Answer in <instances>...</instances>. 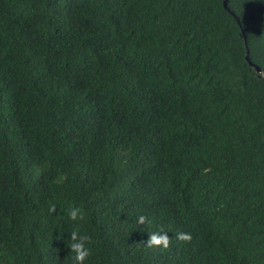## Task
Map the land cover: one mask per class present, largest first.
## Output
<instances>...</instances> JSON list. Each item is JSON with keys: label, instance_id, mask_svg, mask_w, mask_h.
Segmentation results:
<instances>
[{"label": "trees", "instance_id": "16d2710c", "mask_svg": "<svg viewBox=\"0 0 264 264\" xmlns=\"http://www.w3.org/2000/svg\"><path fill=\"white\" fill-rule=\"evenodd\" d=\"M228 7L0 0V264H264V0Z\"/></svg>", "mask_w": 264, "mask_h": 264}, {"label": "clouds", "instance_id": "9594fccd", "mask_svg": "<svg viewBox=\"0 0 264 264\" xmlns=\"http://www.w3.org/2000/svg\"><path fill=\"white\" fill-rule=\"evenodd\" d=\"M225 3V0H224ZM229 0H227V7L224 8L225 10L230 12L229 9ZM237 20V17H235ZM239 25H241L240 19L237 21ZM56 208L54 205L50 207V212H55ZM70 216L72 220H76L78 217L82 218L80 210L79 209H72L70 210ZM147 220L146 217L141 216L138 220V223L143 224ZM178 240L184 241V242H190L191 235L186 233H178L177 237ZM72 239L75 241L76 239V232L72 233ZM82 239L85 241V243H70L68 247L71 249V253H74L72 256L73 264H84L85 259L89 256L90 252L85 247L86 242L88 241V237L83 236ZM171 239L170 237L165 233L161 235L160 233H153L148 236V239L146 240V245L149 248L153 247H162V248H168L170 245Z\"/></svg>", "mask_w": 264, "mask_h": 264}, {"label": "water", "instance_id": "95a60500", "mask_svg": "<svg viewBox=\"0 0 264 264\" xmlns=\"http://www.w3.org/2000/svg\"><path fill=\"white\" fill-rule=\"evenodd\" d=\"M224 5H225V7H227V0H225ZM237 21H239V18H238V17H237ZM246 52H247V55H246V61H247L248 65H249L250 67H253L254 70H255L257 73L262 72L261 68H260L258 65L254 64V63L251 61V59H250V57H249V49H248V48H247Z\"/></svg>", "mask_w": 264, "mask_h": 264}]
</instances>
